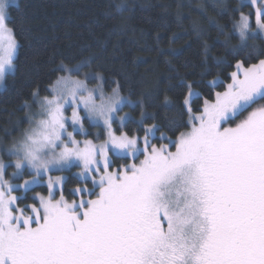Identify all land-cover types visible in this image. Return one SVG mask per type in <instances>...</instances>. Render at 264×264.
I'll return each instance as SVG.
<instances>
[{
  "label": "snow or ice",
  "instance_id": "1",
  "mask_svg": "<svg viewBox=\"0 0 264 264\" xmlns=\"http://www.w3.org/2000/svg\"><path fill=\"white\" fill-rule=\"evenodd\" d=\"M12 6L0 0V81L14 73L19 49L9 26ZM221 7L239 14L233 51L256 52L248 41L264 39V0ZM85 67L61 63L54 71L66 74L47 94L33 91L39 111L4 150L7 160L0 158V264H264V59L250 67L238 61L231 82L196 110L199 82H184L188 130L174 140L161 133L168 143L159 145L152 142L159 125L144 127L154 118L145 113L137 122L143 136L123 130L129 118L119 113L132 102L118 82L106 92L98 74L74 78ZM91 80L100 83L89 87ZM244 112L234 127H224ZM93 127L101 129L94 137ZM114 157L131 163L113 167ZM73 167L83 183L69 200L66 178L52 173ZM36 186L47 195L24 203Z\"/></svg>",
  "mask_w": 264,
  "mask_h": 264
},
{
  "label": "trees",
  "instance_id": "2",
  "mask_svg": "<svg viewBox=\"0 0 264 264\" xmlns=\"http://www.w3.org/2000/svg\"><path fill=\"white\" fill-rule=\"evenodd\" d=\"M237 3L239 0H19L18 7L9 8L13 21L9 26L14 28L19 49L15 71L6 75L0 89V134L9 129L18 135L25 129L26 105L33 104V91L39 89L41 96L46 95L44 89L66 74L54 71L57 66L84 61V70L104 78L106 91L111 92L112 82H118L121 96L132 102V107L124 108L131 115L124 131L143 136L137 122L145 113L154 118L145 119L144 127L159 125L153 143L163 142L161 133L174 140L189 127L181 107L187 94L184 82H199L194 84L199 93V99L193 97L196 110L204 98L214 99L216 91L224 90L238 61L250 67L264 59L258 55L264 50V39L248 41L256 52L233 51L240 43L231 30L239 14H225L221 6L230 9ZM117 5L123 9L118 10ZM247 115L244 112L227 124L234 127ZM114 160L113 167L131 163L129 158ZM78 170L65 172L64 194L69 200L74 198L71 190L83 183L75 175ZM37 193L47 195L46 187L28 192L24 203H32Z\"/></svg>",
  "mask_w": 264,
  "mask_h": 264
},
{
  "label": "rangeland",
  "instance_id": "3",
  "mask_svg": "<svg viewBox=\"0 0 264 264\" xmlns=\"http://www.w3.org/2000/svg\"><path fill=\"white\" fill-rule=\"evenodd\" d=\"M9 3L11 4V5H13V6H15V5H17L18 3H19V0H9ZM84 72H88V71H86V70H84V69H82L81 70V72L79 73V74H73V76H74V78H79V79H84V75H83V73ZM101 76V75H100ZM88 82V84H89V87H95L96 86V84L97 83H100L99 81H97V80H91V81H87ZM231 82V81H230ZM3 83H4V80L3 81H0V89H1V87L3 86ZM104 90L106 91V89H105V87H104ZM106 92H108V91H106ZM125 108V107H124ZM124 108H123V110L119 113V115H121V116H124V115H127L128 116V118H130L131 117V115H130V112L129 111H127V110H124ZM39 111V108H38V106L36 105V104H32V105H26V110H25V121H26V127H25V129L24 130H22V131H19V133H17L18 135H15L16 134V132H11V130H6V132L5 133H3V134H0V158H4L5 160H7V157L6 156H4V150L5 149H7V148H10L11 146H12V144L14 143V142H16V141H18V140H20L21 139V137H22V134H23V132L29 127V122H28V119H27V117L29 116V115H31V114H34V113H37ZM36 118H38V117H36ZM233 119H235V118H233ZM232 119V120H233ZM129 120V119H128ZM128 120L126 121V124H127V122H128ZM87 126V125H86ZM114 127H115V125H114ZM224 127H230L227 123L224 125ZM69 130H71V129H69ZM89 131H91L92 133H93V137H94V135L97 133V132H100L101 131V129H98V128H95V129H89ZM93 137H89V138H93ZM156 137H158V135H157V132H156ZM155 137V138H156ZM78 139H83V137H81V136H78L77 137ZM104 137L103 136H101V140L103 139ZM163 142H161V143H168V140L166 139V141H165V139L164 140H162ZM97 142H99V141H97ZM152 142H154V139H153V141ZM160 143V144H161ZM140 158L141 159H143V156H140ZM130 160H131V158H129ZM73 168H78V167H73ZM72 168V169H73ZM71 169V170H72ZM14 169H8V171H9V173L10 172H12ZM70 170V171H71ZM80 171V169L77 171V172H75V175H76V173H78ZM65 172H67V171H63V172H61V171H54L53 173H52V175L53 176H63V177H65L66 179H67V175L65 174ZM23 179H31V176H28V175H26V176H24L23 177ZM23 179H21V180H14L13 182L14 183H22L23 182ZM80 180V179H79ZM36 187H38V186H36Z\"/></svg>",
  "mask_w": 264,
  "mask_h": 264
}]
</instances>
